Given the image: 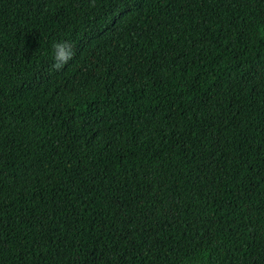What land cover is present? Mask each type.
<instances>
[{
    "label": "trees",
    "instance_id": "16d2710c",
    "mask_svg": "<svg viewBox=\"0 0 264 264\" xmlns=\"http://www.w3.org/2000/svg\"><path fill=\"white\" fill-rule=\"evenodd\" d=\"M0 264H264V0H0Z\"/></svg>",
    "mask_w": 264,
    "mask_h": 264
},
{
    "label": "clouds",
    "instance_id": "9594fccd",
    "mask_svg": "<svg viewBox=\"0 0 264 264\" xmlns=\"http://www.w3.org/2000/svg\"><path fill=\"white\" fill-rule=\"evenodd\" d=\"M72 46L66 40L53 41L51 43L52 67L59 69L66 65L73 57Z\"/></svg>",
    "mask_w": 264,
    "mask_h": 264
}]
</instances>
